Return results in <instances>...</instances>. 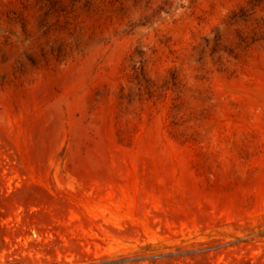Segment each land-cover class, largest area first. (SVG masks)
<instances>
[{"label": "rangeland", "instance_id": "1", "mask_svg": "<svg viewBox=\"0 0 264 264\" xmlns=\"http://www.w3.org/2000/svg\"><path fill=\"white\" fill-rule=\"evenodd\" d=\"M0 264H264V0H0Z\"/></svg>", "mask_w": 264, "mask_h": 264}]
</instances>
